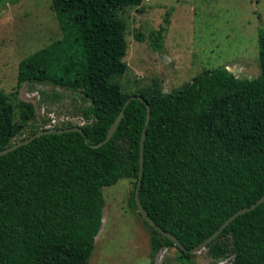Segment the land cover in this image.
Listing matches in <instances>:
<instances>
[{
    "label": "trees",
    "instance_id": "16d2710c",
    "mask_svg": "<svg viewBox=\"0 0 264 264\" xmlns=\"http://www.w3.org/2000/svg\"><path fill=\"white\" fill-rule=\"evenodd\" d=\"M142 1L52 0L62 37L19 62L15 85L50 82L79 89L89 103L82 110L86 122L79 126L85 136L77 131L44 135L0 156V264H89L102 224V189L121 180L133 185L129 205L137 211L146 108L141 101L124 108L131 97L142 98L150 109L140 203L185 249L143 219L151 259L167 247L191 257L189 249L264 192V35L257 39L259 73L251 79L217 68L164 94L155 81L124 94L115 82L127 70L119 12ZM164 30L151 32L156 42ZM13 95L0 91V150L35 117L33 106L14 104ZM121 111L112 138L92 147ZM205 249L214 260L229 257V264H264V200L233 219Z\"/></svg>",
    "mask_w": 264,
    "mask_h": 264
},
{
    "label": "rangeland",
    "instance_id": "374dc122",
    "mask_svg": "<svg viewBox=\"0 0 264 264\" xmlns=\"http://www.w3.org/2000/svg\"><path fill=\"white\" fill-rule=\"evenodd\" d=\"M51 4L0 0V91L13 93L14 104L29 103L35 112L14 142L35 130L86 122L82 110L89 103L79 89L50 82L15 85L19 62L62 37ZM119 17L125 23L127 70L115 82L124 94L154 81L164 94L204 70L223 68L236 79L259 73L257 39L264 35V0H143L139 7L120 11ZM163 27L156 42L151 32ZM14 115L20 120L19 109ZM133 190L128 180L102 189V224L89 264H229V257L214 260L206 249L183 258L176 247L164 248L151 259L148 228L129 205Z\"/></svg>",
    "mask_w": 264,
    "mask_h": 264
},
{
    "label": "water",
    "instance_id": "95a60500",
    "mask_svg": "<svg viewBox=\"0 0 264 264\" xmlns=\"http://www.w3.org/2000/svg\"><path fill=\"white\" fill-rule=\"evenodd\" d=\"M131 101H141L145 105V108H146V117H145L144 129L142 132V136L140 138L139 161H138L139 179H138L137 187H136V190L134 193V199H135L137 211L141 215V217L149 224L150 227H152L155 231H157L160 235H162L166 239L167 238L170 239L176 247L180 248L181 250H185L184 247L181 245V243L176 239V237L174 235H172L168 232L167 233L164 232L162 229L158 228L152 220H150V218L148 217L147 213L144 211V209L142 208V205L140 203L139 188L141 185V177H142L141 171H142V161H143V145H144L145 129L147 127V124L149 122V117H150V109H149L148 104L140 97H131L124 104V108ZM123 112L124 111H121L120 114L118 115V117L116 118V120L113 122V124L111 125V127L107 131L105 138L102 141H100L99 143L92 145V147H98V146L104 144L105 142L109 141L112 138L114 132L116 131L118 124L120 123V121L123 117ZM76 131L80 132L81 134H83L85 136L83 129L80 128L79 126L72 127L69 129H43V130L38 131L37 133H35L33 136H31L29 138L23 139L20 142L19 141L14 142L12 145L4 148L3 150H0V156L5 155L8 152L13 151L18 147L28 145L34 139L41 137V136H44V135L63 134V133L76 132ZM263 200H264V192L262 193V195L257 200H255V202L252 205H250L247 208L240 209V210L234 212L232 215H230L211 235H209L207 238H205L202 243H200L199 245H197L194 248L189 249L188 253L193 255L197 252H200L201 250H204L206 248V246L209 243H211L233 219H235L236 217L254 209V207L256 205H258L259 203H261Z\"/></svg>",
    "mask_w": 264,
    "mask_h": 264
}]
</instances>
